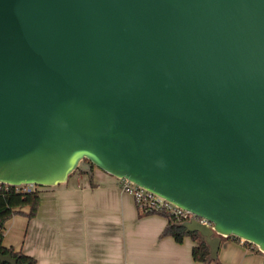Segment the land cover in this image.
I'll return each mask as SVG.
<instances>
[{
    "label": "water",
    "instance_id": "95a60500",
    "mask_svg": "<svg viewBox=\"0 0 264 264\" xmlns=\"http://www.w3.org/2000/svg\"><path fill=\"white\" fill-rule=\"evenodd\" d=\"M84 160L264 253V0H0V184Z\"/></svg>",
    "mask_w": 264,
    "mask_h": 264
},
{
    "label": "crops",
    "instance_id": "0c3cea01",
    "mask_svg": "<svg viewBox=\"0 0 264 264\" xmlns=\"http://www.w3.org/2000/svg\"><path fill=\"white\" fill-rule=\"evenodd\" d=\"M20 211L6 222L3 244L36 264H199L191 238L179 244L162 236L168 219L142 214L119 179L97 167L91 175L78 170L64 184L42 187L34 217L28 206ZM217 260L212 264H264V253L224 239Z\"/></svg>",
    "mask_w": 264,
    "mask_h": 264
},
{
    "label": "trees",
    "instance_id": "16d2710c",
    "mask_svg": "<svg viewBox=\"0 0 264 264\" xmlns=\"http://www.w3.org/2000/svg\"><path fill=\"white\" fill-rule=\"evenodd\" d=\"M83 164L89 166V170H79V172L91 175L95 166H93L88 160H84ZM41 188L42 187H39L36 191L33 192H22L17 191L13 186L0 184V254H12V256L18 260V264H36V260L33 257L27 256L20 251L17 252L12 247L8 248L4 246L3 240L5 233V224L13 216L22 213L20 209L26 206L30 208L28 216L34 217L37 214L40 205ZM159 215H162L168 219V224L164 229L162 236H171L179 244H182L185 238H191L195 243V246L192 250V257L195 262L199 264H212L213 262H218V260L210 261V248L205 242L204 238L200 235V233H188L187 230L182 227L183 223L175 222L165 213H159ZM225 239H234L238 242H243L248 246H252L251 243L242 241L241 239L234 236ZM0 264L8 263L0 262Z\"/></svg>",
    "mask_w": 264,
    "mask_h": 264
},
{
    "label": "built area",
    "instance_id": "2783aa9c",
    "mask_svg": "<svg viewBox=\"0 0 264 264\" xmlns=\"http://www.w3.org/2000/svg\"><path fill=\"white\" fill-rule=\"evenodd\" d=\"M119 185L123 192L129 193L134 197L136 205L142 213H165L177 223L188 222L191 221L192 218L201 224L211 225L208 220L201 218L190 211L179 208L164 198H161L160 196L151 193L126 179H119ZM15 188L17 191L33 192L36 191L39 186L30 184L16 186Z\"/></svg>",
    "mask_w": 264,
    "mask_h": 264
}]
</instances>
